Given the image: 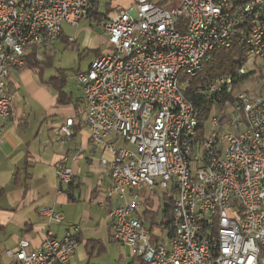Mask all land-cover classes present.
Instances as JSON below:
<instances>
[{"label":"built area","instance_id":"obj_1","mask_svg":"<svg viewBox=\"0 0 264 264\" xmlns=\"http://www.w3.org/2000/svg\"><path fill=\"white\" fill-rule=\"evenodd\" d=\"M94 1L0 0V135L13 109L11 70L25 67L33 47L54 45L65 24L80 27ZM178 1L166 11L137 0L100 19L107 49L76 74L90 142L113 154V240L141 264H264V88H247L245 65L215 78L204 124L184 93L215 51L239 43L247 61H264V0ZM72 127L59 126L57 141ZM57 175L70 184L73 172L60 162ZM143 189L175 193L167 242L138 217ZM40 215L47 226L64 221L52 207ZM78 233L58 238L48 229L38 249L21 240L7 252L10 264H73Z\"/></svg>","mask_w":264,"mask_h":264},{"label":"crops","instance_id":"obj_2","mask_svg":"<svg viewBox=\"0 0 264 264\" xmlns=\"http://www.w3.org/2000/svg\"><path fill=\"white\" fill-rule=\"evenodd\" d=\"M115 1L100 0L101 12H106L108 4H111V10L114 9L107 17L137 2ZM174 3L177 6L179 1L164 0L155 4L164 7ZM68 37L65 34V38L59 40L69 44ZM98 49L95 44L91 46L92 51ZM39 53L51 56L50 47H44ZM38 71L15 68L7 80V89L13 94L14 101L11 117L2 124L0 135V241L7 244L14 238L16 244L11 249L6 247V264L11 261L7 252L14 251L21 240L27 239L32 249H38L48 229L54 236L62 238L75 227L79 228V247L73 257L75 262L141 264L128 247L113 240L108 212L117 201L107 197L112 183L109 167L113 154L106 148L94 147L90 142L78 82V95L67 84L63 89L67 103L59 104L57 89L47 83L48 79H41ZM68 120L73 121L74 135L62 142L57 141L56 129ZM60 162L73 172L70 184L58 178L57 164ZM153 195L148 191L145 193L142 201L146 208L138 213L145 226L148 221L151 223L150 231L156 220L152 225V220L145 218V213H158L152 207ZM45 207H52L61 214L63 223L47 226V221L40 215ZM9 228L19 234L7 236ZM160 231L166 237L155 240L167 242L170 232Z\"/></svg>","mask_w":264,"mask_h":264},{"label":"trees","instance_id":"obj_3","mask_svg":"<svg viewBox=\"0 0 264 264\" xmlns=\"http://www.w3.org/2000/svg\"><path fill=\"white\" fill-rule=\"evenodd\" d=\"M108 8L106 12H101V2L100 0L94 1V7L90 14L85 18L88 21L90 27L93 26L94 23H97L100 19L106 18L107 15L112 12L111 4L106 5ZM65 38L64 32L60 36V39ZM42 49L33 47L25 56V67L39 70L38 72L41 75V79L43 78V73L48 68L52 67L53 57L47 56V59L44 62H41L37 59L38 53ZM96 55L101 57L104 52H101L98 49ZM247 62V54L241 44L235 43L233 46L226 50H218L215 51L212 55V59L206 63L198 75L192 80V82L185 88L184 93L186 98L193 104L195 109L199 112L201 122L206 123L210 112L212 111L213 103L206 93V87L209 83L215 78L222 75H229L236 73L241 67H243ZM58 74L52 75L48 78L47 83L49 85L54 86L59 93V104H66L67 100L65 99V92L63 89L68 84L65 71H58ZM256 77L257 81L263 82L264 88V63L261 65L259 69L248 73L245 80L248 81L250 78ZM168 194V193H166ZM170 194V193H169ZM165 197V209L163 212L164 221L160 225V229L168 230L171 232V219H172V210L173 204L176 199L175 193L173 192V196ZM145 218L152 220V225H154L155 215H151L145 213Z\"/></svg>","mask_w":264,"mask_h":264},{"label":"rangeland","instance_id":"obj_4","mask_svg":"<svg viewBox=\"0 0 264 264\" xmlns=\"http://www.w3.org/2000/svg\"><path fill=\"white\" fill-rule=\"evenodd\" d=\"M154 3H159L164 0H152ZM169 1V0H166ZM106 2H109V0H106ZM119 2V1H115ZM176 3L170 5H166L162 7L166 11H170L174 8ZM135 6V5H134ZM113 16V13L110 14ZM64 33L66 36L69 37H75L77 42L75 44H66L65 42H62L58 40L54 45L50 47V55L53 57V64L51 68H48L43 73V79L47 80L52 75L58 74L57 72L62 70L65 71V75L68 81V88L72 89L73 91L77 92L78 95V88H77V78L76 74L80 71L85 72L88 70L91 63L96 59V52L91 50V46L93 44L97 45L101 52L106 51L107 45H106V36L103 32V29L101 26L94 25L92 27L89 26V24L83 20L81 22L80 27L78 28H72L68 25H64ZM94 40V42H92ZM86 41L89 45H87ZM75 47L78 48V51L75 50ZM39 61L44 62L47 59V54H41L39 53V58H37ZM264 63L261 59H249L244 68L247 70V72L255 71L256 69H259L261 65ZM38 82V81H36ZM247 88L253 89L254 86L263 87V82L257 81L256 77H252L246 81ZM124 142L120 141L118 143V148L124 146ZM147 192V189H143L140 192V198L141 200L145 197V193ZM153 195V203L154 205L153 210L158 211V213L155 215V226L152 228V238L153 239H163L166 237L165 233H161L159 225L164 221L163 212L165 209V197L168 196L165 191L156 189L152 192ZM173 196L172 193L169 194V196ZM1 206V201H0ZM146 227L150 228L151 223L148 221L146 223ZM17 235L19 233L12 230V228L8 229L7 236L8 235ZM165 236V237H164ZM16 244V240L14 238H11V240L6 244L5 241H0V264H6L8 262V259L5 256V249L8 246L10 249L13 248V244ZM106 259V257H104ZM103 260V259H102ZM73 264H79L77 261L75 262L74 258L72 259ZM105 261V260H103ZM81 264V263H80ZM96 264H99L96 262ZM104 264V263H102ZM112 264H118L116 261H113ZM122 264V262H121Z\"/></svg>","mask_w":264,"mask_h":264}]
</instances>
